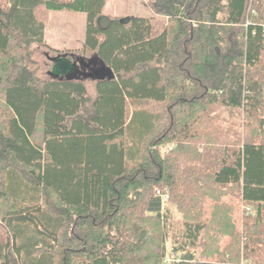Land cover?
Listing matches in <instances>:
<instances>
[{"label": "trees", "instance_id": "16d2710c", "mask_svg": "<svg viewBox=\"0 0 264 264\" xmlns=\"http://www.w3.org/2000/svg\"><path fill=\"white\" fill-rule=\"evenodd\" d=\"M251 3L154 0L155 16L120 18L107 0H0V264H264V0ZM63 11L85 14L82 53L108 71L93 98L38 75L42 15ZM227 197L254 208L241 228ZM164 203L185 226L170 262Z\"/></svg>", "mask_w": 264, "mask_h": 264}, {"label": "rangeland", "instance_id": "374dc122", "mask_svg": "<svg viewBox=\"0 0 264 264\" xmlns=\"http://www.w3.org/2000/svg\"><path fill=\"white\" fill-rule=\"evenodd\" d=\"M154 0H107L105 9L106 16L112 17H149L155 16L154 11L151 9V2ZM253 3V0H251ZM251 3V4H252ZM250 14L256 17V10L250 6ZM42 18L45 20V31L47 32V41L49 46L54 52L47 48L38 47L35 45L34 59L39 64L38 75L43 79H48V73H51L55 77L59 78H76L85 82L89 94L93 98L95 96V83L96 77L106 76L108 71H103L102 66L96 59L86 58L82 53V44L85 39V27H86V16L82 13L64 11L61 13L52 12L48 17ZM167 22V19H164ZM252 22L251 18H248L246 24ZM49 50V51H48ZM46 54L51 57H56L55 66L47 58ZM66 56L71 60V63L67 60L59 59L58 56ZM58 61V62H57ZM53 66V69H51ZM242 116L244 114L242 113ZM222 126L225 129H231L232 121L234 119L230 114H223ZM240 122V120H239ZM241 123V122H240ZM242 124V123H241ZM168 147H164L165 151ZM233 202L236 204L235 220L239 228L243 221V216L246 213H254V208L247 206L240 202L237 198H225L224 201ZM165 200L164 202H167ZM240 202V203H239ZM164 209H169L170 218L166 227V262H170L175 259L176 255L172 251V235L180 234L184 231V220L183 217L167 203H164ZM212 211V203H208L206 206V218H209ZM196 255L199 256V250L196 251Z\"/></svg>", "mask_w": 264, "mask_h": 264}, {"label": "crops", "instance_id": "0c3cea01", "mask_svg": "<svg viewBox=\"0 0 264 264\" xmlns=\"http://www.w3.org/2000/svg\"><path fill=\"white\" fill-rule=\"evenodd\" d=\"M64 12V11H63ZM58 13H61V12H58ZM44 39H45V42H46V44L49 46V41H47V32L46 31H44ZM85 40V39H84ZM83 45H84V43L82 44V47H83ZM49 51V50H48ZM46 56H47V58L53 63V65L55 66V60H56V57H51L49 54H46ZM58 58L59 59H65V60H69V63H71V60L68 58V57H66V56H62V55H60V56H58ZM51 69H53V66H52V68ZM48 76H49V78H55V76L51 73V71H49V73H48ZM57 78H59V77H57ZM90 82H92V83H95V81H90Z\"/></svg>", "mask_w": 264, "mask_h": 264}, {"label": "built area", "instance_id": "2783aa9c", "mask_svg": "<svg viewBox=\"0 0 264 264\" xmlns=\"http://www.w3.org/2000/svg\"><path fill=\"white\" fill-rule=\"evenodd\" d=\"M157 194L162 197L163 201L168 199V195L167 194H161L160 192H157Z\"/></svg>", "mask_w": 264, "mask_h": 264}, {"label": "water", "instance_id": "95a60500", "mask_svg": "<svg viewBox=\"0 0 264 264\" xmlns=\"http://www.w3.org/2000/svg\"><path fill=\"white\" fill-rule=\"evenodd\" d=\"M97 78L99 79V77H96L95 79H97Z\"/></svg>", "mask_w": 264, "mask_h": 264}]
</instances>
